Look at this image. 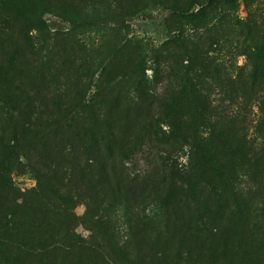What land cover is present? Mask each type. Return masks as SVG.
<instances>
[{
  "label": "rangeland",
  "instance_id": "1",
  "mask_svg": "<svg viewBox=\"0 0 264 264\" xmlns=\"http://www.w3.org/2000/svg\"><path fill=\"white\" fill-rule=\"evenodd\" d=\"M198 1L207 14L190 20L177 9L189 7L191 0H30L40 16L39 29L0 4V187L10 183L42 199L35 171L19 166L20 152L28 149L19 125L60 123L59 134L75 141L77 131L83 132L80 115H75L74 132L67 133L65 123L72 122L80 103L91 100L103 144L110 141L112 148L104 152L110 184L93 199L127 205L145 264H264L263 165L244 162L238 170L239 186L256 208L260 228L249 237L253 249L246 257L239 233L225 232L224 226L235 225L232 221L190 208L185 183L170 168L151 163L159 153L175 167L189 161L179 125L185 110L180 91L186 84L214 103L224 102L229 78L261 72L264 0ZM130 75L139 77L147 96L140 91L134 100L120 95L133 91ZM254 111L257 117V106ZM262 136L264 129L257 136L260 145ZM220 158L227 160L223 152ZM55 177L50 175V181ZM83 188L75 178L65 188L75 205L73 224L90 248L89 256L74 260L105 264L92 251L103 240L82 218ZM56 256L62 258L60 252Z\"/></svg>",
  "mask_w": 264,
  "mask_h": 264
},
{
  "label": "trees",
  "instance_id": "2",
  "mask_svg": "<svg viewBox=\"0 0 264 264\" xmlns=\"http://www.w3.org/2000/svg\"><path fill=\"white\" fill-rule=\"evenodd\" d=\"M0 4L20 13L39 29L40 16L33 11L30 0H0ZM190 8L195 10L190 11ZM177 11L190 20L207 14L205 5L198 0H191L189 7ZM259 67L260 73L237 80L240 86H233L237 81L229 78L232 86L223 92L224 102L214 103L208 95L186 84L180 91L185 110H182L179 125L182 138L190 148L189 161L175 167L166 154L159 153V160L151 162L158 169L170 168V173L185 183V189L182 185L179 188L187 192L190 208L200 214L208 212L216 218L227 219L226 222L232 221L235 225L224 226L225 232L229 228L239 233V249L246 257L252 254L249 237L257 231L259 223L256 208L249 204L239 186L238 170L244 162L264 166V144L260 145L258 140L264 129V54ZM128 79L133 91H123L121 96L134 100L140 98L137 91L148 95L142 91L138 76L130 75ZM255 106L259 112L257 117ZM75 115H80L83 122V132L77 131L75 141L59 134L63 132L60 123L50 128L46 125L38 128L31 122L19 125L28 138V149L20 152L23 160L19 161V166H29L35 171L43 198L27 196V192L10 183L0 187V264H66L65 259L68 264H78L75 258L89 256L90 248L73 224V197L65 190L73 178L84 185L86 193L82 218L103 240L101 247L92 251H96L105 264H145L127 205L120 201L96 204L93 199L101 194L103 186L110 184L104 152L112 149L110 141L106 146L103 144L96 103L84 100L77 106L70 116L72 122L65 123L67 133L75 129ZM0 143L4 144L1 137ZM222 152L226 162L220 158ZM54 173L55 180L50 181ZM59 252L61 259L56 256Z\"/></svg>",
  "mask_w": 264,
  "mask_h": 264
}]
</instances>
